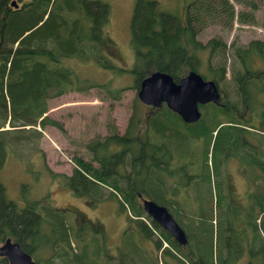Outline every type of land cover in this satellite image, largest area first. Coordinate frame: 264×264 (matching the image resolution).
<instances>
[{"label": "trees", "instance_id": "obj_1", "mask_svg": "<svg viewBox=\"0 0 264 264\" xmlns=\"http://www.w3.org/2000/svg\"><path fill=\"white\" fill-rule=\"evenodd\" d=\"M233 3L242 8L247 6L249 14L241 10L235 14ZM257 8L253 0H191L181 17L158 9L153 0H134L129 20V45L134 62L130 69H125L115 66L104 49L109 42L111 16L107 3L28 0L12 10L0 0V128L6 121L12 128L0 129V164L12 141L32 138L23 133L24 126L43 128L48 123L55 124L43 116L47 99L67 92L97 89L108 99L117 100L124 88L137 89L139 81L155 70L168 73L174 81L192 70L211 79L220 92L218 85L225 74L229 48L235 94L240 97L241 105L253 102L252 114L257 124L251 114L241 115L235 104L223 99L222 105H199L200 117L194 123H184L164 105L158 109L146 106L144 115H139L134 106L122 134L111 132L102 139L87 141L83 148L90 155L89 160L73 157L74 167L63 179L80 196L101 194L102 187L106 188L107 197L101 200L112 197L116 208L126 212L129 224L124 230L139 231L143 241L151 242L152 249L146 251L153 256L155 249H162L156 264H233L241 252L250 258L247 264H264V146L254 148L248 141L242 143L241 147L248 150L246 154L253 156L251 162L243 156L240 158L245 165L242 174L248 182L244 206L228 198L220 172L229 155L227 151H236L243 138L248 140L253 136L257 145L261 138L264 140V67L249 69L253 60L264 63V40H249L245 45L233 41L226 46L214 37L202 44L195 39V27L202 17H219L221 24L231 26L234 16L238 21L252 22V13ZM204 48L208 49L207 77L199 71L200 60L196 55V50ZM218 54L219 61L211 63ZM81 58L92 59L100 68L117 76L131 75L132 84L115 87L109 80L95 82L64 64L65 60ZM134 102H138L136 97ZM32 127L28 133L37 137L39 132ZM12 132L16 134L10 140L7 135ZM194 141L201 143L197 152ZM183 142L185 151L176 153L175 148ZM210 150L222 156L220 161L212 158L211 165L208 164ZM192 157L197 160L193 165V162L188 164ZM143 174L156 192L143 184ZM181 191L184 211L180 201L172 198ZM192 197L198 203L197 216L186 210L185 203ZM141 198L166 207L185 235L184 245L177 244L145 215ZM63 212L41 199L16 208L6 198L0 183V241L9 237L24 251L35 253L41 249L40 239L42 248L48 249L51 257L42 262L37 259V264H54V260L60 264H105L104 241L92 236V231H80L68 220V212ZM125 235L120 236L121 241L116 250L113 247L112 254L122 258L124 264H147L134 248L121 243ZM162 240L169 247H161ZM0 264L6 263L0 260ZM112 264H120V260L113 258Z\"/></svg>", "mask_w": 264, "mask_h": 264}, {"label": "rangeland", "instance_id": "obj_2", "mask_svg": "<svg viewBox=\"0 0 264 264\" xmlns=\"http://www.w3.org/2000/svg\"><path fill=\"white\" fill-rule=\"evenodd\" d=\"M100 1L108 4L111 13L108 26L109 42H106L104 49L112 58L108 57L115 66L130 69L134 62V55L129 45V20L134 0ZM153 1H155L158 9L183 17L186 5L191 0ZM253 1L257 4L258 8L252 13L254 17L252 22H247V20L238 21L234 16L231 26H228L221 24L219 17L211 19L209 15H206L198 21L195 27V39L202 44L214 37L222 40L226 46L233 41L245 45L249 40H264V0ZM233 9L235 14L241 10L248 15L250 11L247 6L242 8L236 3H233ZM228 52L229 48L227 49V54ZM227 54L225 74L223 80L218 85L220 98L226 100L228 103L235 104V108L236 106L239 108L241 115L247 116L251 114L253 122L256 123L257 118L252 114V108H254L253 102L241 105L240 97L238 98L235 94L234 88L236 87L230 78L229 70L231 58ZM196 55L200 60L199 71L204 74L206 73V63L208 62V49L196 50ZM219 59L218 54L212 58L211 63H215ZM64 64L74 68L80 76L85 75L86 78L92 77L90 79L95 82L109 80L111 85L115 87L130 86L132 84L131 75L124 74L117 76L112 74L111 71L100 68L92 59H68L64 61ZM263 67L264 63L261 60H253L249 65V69L253 71L256 69L262 70ZM204 75L207 77L208 74ZM256 85L259 87L260 84ZM134 97H136V89L124 88L117 100L108 99L104 93L97 89H89L85 93L72 91L47 99V110L43 113V116L45 115L48 120L54 122L56 125L48 123L43 128L37 125L33 127L24 126L23 130L26 132L23 133L28 134L32 138L19 140L16 143L12 141L6 147L5 155H3L0 164V183L4 188L6 198L14 202L16 208H21L25 203L41 199L44 204L68 212L67 218L74 225L78 223V220H75V216H77L82 221L80 231H92L90 234L97 236L98 239H102L104 244L110 247V252L115 253L113 247L118 245L121 238L126 234L125 241L123 240L121 243L124 242L125 245L134 248L133 250L147 264H156V259L163 253V251L161 252L162 249H155V256H153L152 253L146 251V249H152V246H150L151 242L143 241L144 239H142L143 237L139 231L135 228L128 231L124 230L125 226L127 227V224H129L126 212H122L116 208V202L112 197H108L105 201L101 200L107 197L108 190L106 188L102 187L101 194L97 192V194H91L88 197L80 196L74 193L63 179V176H68L74 167L73 157H81L84 161L89 160L90 155L83 148V145L87 141L102 139L111 134V132L121 135L134 106L139 111V115L145 114L147 111L146 106L139 101L134 102ZM29 127L35 128L39 132V135L33 137L31 133H28V130L31 129ZM0 129L12 128L6 121ZM15 134L16 132L9 133L7 137L13 140L12 136ZM248 138L251 141H255L253 136ZM192 144L198 145L201 143L194 141ZM259 144H263L264 146L262 138ZM200 147L198 145L195 151L197 152ZM185 149L186 143L183 142L175 148V151L181 154L180 151L184 152ZM212 158L215 161H220L222 156L219 152H212L210 150L208 154L209 165L214 164ZM226 159L225 157L224 164L227 165L228 169H232L235 162H227ZM187 160V158H184V161L187 162ZM195 161L197 160H193L192 157V159H189L188 164L193 162V165L196 163ZM90 163L96 166L95 162ZM147 171L144 170V172ZM225 175L227 190L230 192L234 202L244 206L246 204L245 196L242 192L244 185L240 184L234 173L227 172ZM164 179L168 182L167 177H164ZM142 182L144 185L150 186L154 192L157 191L153 185L147 183L144 174L142 175ZM212 183L214 182H211V193H214ZM182 194H184L183 191H181V194H175L172 198L180 201V207L184 211L183 201L185 200ZM185 204L189 214L198 215V203L195 202L193 197L188 198ZM213 211H215L214 208H212ZM213 216L211 217V224L214 226L215 221ZM241 216L243 217L242 213ZM256 222L258 221L256 220ZM241 227L243 226L239 227L240 231L243 230ZM121 235L122 237H120ZM154 235L157 238L158 234L156 232H154ZM38 243L41 249H39V252H33V254L31 252V257L35 261L38 259L39 262H42L44 259L51 257V252L48 249L46 250L45 247L44 249L42 248L43 242L40 239ZM161 247L169 246L165 240H162ZM165 259L168 260L167 258ZM245 260L247 264V256L241 252L233 264H244ZM57 262L59 261L54 260V264H60V262Z\"/></svg>", "mask_w": 264, "mask_h": 264}, {"label": "water", "instance_id": "obj_3", "mask_svg": "<svg viewBox=\"0 0 264 264\" xmlns=\"http://www.w3.org/2000/svg\"><path fill=\"white\" fill-rule=\"evenodd\" d=\"M11 6L17 7L14 1L11 2ZM136 98L140 103L151 108L157 109L164 105L184 123H194L199 119V105L220 104V94L216 84L192 70L180 76L177 81L163 71L149 72L139 81ZM140 202L143 212L150 220L166 231L177 244L186 243L182 229L166 207L148 198H141ZM0 257H5L9 264H35L31 256L9 238L0 245Z\"/></svg>", "mask_w": 264, "mask_h": 264}, {"label": "flooded vegetation", "instance_id": "obj_4", "mask_svg": "<svg viewBox=\"0 0 264 264\" xmlns=\"http://www.w3.org/2000/svg\"><path fill=\"white\" fill-rule=\"evenodd\" d=\"M12 1H14L15 3H16V5H17V7L16 8H14L13 6H11V2ZM28 0H26V1H24L23 2V0H1V3L3 4H5L7 7H8V9H17V8H20V7H22L23 6V4H25L26 2H27ZM2 16V15H1ZM221 98H220V104H218V105H222V102H221ZM237 115V114H236ZM222 125V124H221ZM242 138H243V136H242ZM240 140V139H239ZM248 141V143L250 144V145H253V147L254 148H259V147H261V148H263V144H259V145H257V141L255 140V141H251V139H249L248 138V140L247 139H242L241 141H239V146H238V149L236 150V151H234V152H231V151H227V159H229V161H231V162H235V165L233 166V168L232 169H228V167H227V165L226 164H223V166L221 167V169H220V172H221V180H222V182H224L226 185V187H227V180H226V173L227 172H231V173H234L236 176H237V178H238V180L240 181V184H243L244 185V189L242 190V192H243V195L246 197L247 196V190H248V186H247V184H248V182H247V180H246V177L242 174V168H244L245 167V165L240 161V158L243 156V158H247L248 160H249V162H251V160H252V158H253V156L251 155V154H249V156L246 154V152L248 151V150H246V148H243V147H241L242 146V143H244V142H247ZM236 146V147H237ZM236 149V148H235ZM252 156V157H251ZM228 161V162H229ZM228 164V163H227ZM227 169H228V171H227ZM227 192V196H228V198L229 199H232L233 200V198H232V196L230 195V192L227 190L226 191ZM234 201V200H233ZM73 213H75V212H73ZM77 216H75V218H76ZM76 220H78V223L76 224V226H78V228L79 229H81V227H82V221L79 219V218H76ZM7 238H9V237H7ZM6 239V238H5ZM4 239V240H5ZM10 239V238H9ZM4 240L3 241H0V245L4 242ZM10 241L11 242H15V241H13L12 239H10ZM17 243V242H16ZM117 246V245H116ZM116 246H115V250H116ZM30 247H32V243H30ZM21 248V247H20ZM104 248H105V250H104V254H103V259H104V261H105V264H112V260H113V258H116V259H118V260H120V264H124V262H123V260H122V258L120 259L117 255H115V254H112V252H110L109 251V248L110 247H107L106 245L104 246ZM22 249V248H21ZM23 250V249H22ZM24 251V250H23ZM26 252V251H25ZM26 253H28V252H26ZM30 256H31V251L29 250V253H28ZM33 254V253H32ZM31 259L34 261V263L35 264H37V261H35L32 257H31ZM37 259V258H36ZM249 257L247 256V263H248V261H249ZM0 260H4L5 261V263L6 264H9V262L7 261V259L5 258V257H0ZM245 264H246V260H245Z\"/></svg>", "mask_w": 264, "mask_h": 264}, {"label": "crops", "instance_id": "obj_5", "mask_svg": "<svg viewBox=\"0 0 264 264\" xmlns=\"http://www.w3.org/2000/svg\"><path fill=\"white\" fill-rule=\"evenodd\" d=\"M245 264V263H244Z\"/></svg>", "mask_w": 264, "mask_h": 264}]
</instances>
